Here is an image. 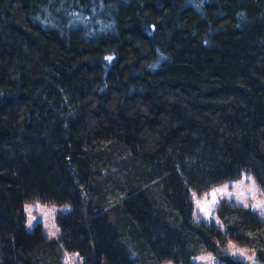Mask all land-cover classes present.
Instances as JSON below:
<instances>
[{
    "label": "trees",
    "instance_id": "obj_1",
    "mask_svg": "<svg viewBox=\"0 0 264 264\" xmlns=\"http://www.w3.org/2000/svg\"><path fill=\"white\" fill-rule=\"evenodd\" d=\"M244 172L264 190V0H0V264H264L256 210L192 219ZM36 201L71 205L55 238Z\"/></svg>",
    "mask_w": 264,
    "mask_h": 264
},
{
    "label": "rangeland",
    "instance_id": "obj_2",
    "mask_svg": "<svg viewBox=\"0 0 264 264\" xmlns=\"http://www.w3.org/2000/svg\"><path fill=\"white\" fill-rule=\"evenodd\" d=\"M191 198L194 204L192 219L196 223L205 222L222 228L216 213V209L222 200L233 201L238 205L250 207L258 212L261 219H264V190L250 172H244L240 179L225 182L201 194L192 191ZM70 210V204L27 202L23 207L26 229L33 231L36 227L42 226L47 238H55L60 233V228L56 222L57 215ZM225 252L242 260L245 264H260L249 246L239 244L233 239L228 240ZM193 262L195 264H221V260L212 253L194 257ZM64 264H82V257L79 253H67ZM164 264L175 263L167 261Z\"/></svg>",
    "mask_w": 264,
    "mask_h": 264
},
{
    "label": "snow or ice",
    "instance_id": "obj_3",
    "mask_svg": "<svg viewBox=\"0 0 264 264\" xmlns=\"http://www.w3.org/2000/svg\"><path fill=\"white\" fill-rule=\"evenodd\" d=\"M214 195V194H213Z\"/></svg>",
    "mask_w": 264,
    "mask_h": 264
}]
</instances>
